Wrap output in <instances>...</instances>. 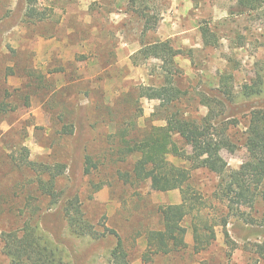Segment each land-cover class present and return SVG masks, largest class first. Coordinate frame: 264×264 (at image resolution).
Here are the masks:
<instances>
[{
    "label": "rangeland",
    "instance_id": "rangeland-1",
    "mask_svg": "<svg viewBox=\"0 0 264 264\" xmlns=\"http://www.w3.org/2000/svg\"><path fill=\"white\" fill-rule=\"evenodd\" d=\"M144 6L152 24L157 20L145 32ZM30 8L45 18L31 20ZM242 9L238 0H0V264H8L2 232L20 227L32 213L40 233L70 264H107L116 237L72 233L62 204L73 196L97 228L117 230L132 264L257 261L253 244L264 241V228L232 216L226 230L234 244L218 225L216 240L196 253L189 228L181 251L144 262L145 231L160 227L158 207L180 203L181 193L125 181L135 158L111 155L119 128L133 134L166 124L161 101L147 95L152 87L174 84L183 93L178 109L200 119L212 107L220 122L237 124L238 149L221 153L230 169L239 168L248 156L242 137L248 116L264 109V84L261 94L244 95L258 81V70L264 81V17ZM202 27L217 45H204ZM168 39L184 51L173 67L141 60L143 44ZM89 154L99 167L91 175L85 173ZM27 160L66 166L56 186L59 203L41 193L37 180L49 176ZM163 160L191 167L172 155ZM190 183L204 194L203 211L221 221L227 209L213 197L219 177L192 169ZM261 210L258 204L251 213Z\"/></svg>",
    "mask_w": 264,
    "mask_h": 264
},
{
    "label": "trees",
    "instance_id": "trees-1",
    "mask_svg": "<svg viewBox=\"0 0 264 264\" xmlns=\"http://www.w3.org/2000/svg\"><path fill=\"white\" fill-rule=\"evenodd\" d=\"M238 5L245 8L242 13L261 11L264 17V0H238ZM146 8L147 6L141 7L139 11L146 20L144 32L155 28L157 24V20L152 24ZM44 14L33 8L28 10L31 20L36 16L43 20ZM201 30L204 45L218 44L216 39H212L209 28L202 27ZM183 52V49L175 48L168 39L143 44L139 55L141 60L157 59L165 67H173L176 58ZM261 72L258 70V81L247 93L244 91V95L262 93L264 81ZM166 79L171 80L168 75ZM182 95V90L174 84L152 87L147 96L161 101L167 112L166 124L152 126L133 134H130L128 129L119 128L117 134L120 142L111 150V155L118 157L119 161L135 158L131 172L124 175L125 181L150 182L151 186L160 192L178 189L181 193L180 203L158 207L160 227L148 228L145 231L147 246L142 256L144 262L154 255H169L181 251L186 245L189 228L193 231V250L196 253L208 249L216 240L215 227L218 225L224 228L226 241L234 244L226 230L232 216L246 224L264 228V109H255L249 114L242 136L248 156L239 168L232 170L221 152L226 149L233 153L238 149L241 139L238 137L235 140L237 131L234 129L237 124L220 122L212 107L203 118L193 117L178 109ZM178 137L183 140L184 147L179 145ZM186 147H189L190 151ZM167 155L188 161L191 167L163 160ZM26 162L39 170L40 174L49 176L47 179L42 176L38 178V188L41 193L50 197L53 204L59 203L62 192H59L56 186L58 178L65 173L66 166L62 163L39 165L34 161ZM37 166L40 168H36ZM98 168L94 157L87 155L85 173L91 175L97 172ZM200 168L219 177L213 197L226 206L227 213L222 216L221 221L211 216L210 212L203 211L201 204L204 194L193 188L190 183L191 170ZM258 204H261L262 210L258 215H254L251 211ZM62 209L72 233L91 236L94 239H101L107 234L116 237V245L107 264H132L131 253L117 230L97 228L86 216L79 196L67 198L62 204ZM36 221V213H32L20 227L2 232V253L8 264H70L61 251L40 233ZM186 222H189V226ZM252 250L257 261L251 264H264V241L253 244Z\"/></svg>",
    "mask_w": 264,
    "mask_h": 264
},
{
    "label": "crops",
    "instance_id": "crops-1",
    "mask_svg": "<svg viewBox=\"0 0 264 264\" xmlns=\"http://www.w3.org/2000/svg\"><path fill=\"white\" fill-rule=\"evenodd\" d=\"M165 21H166V19H164V21H163V22L165 23ZM188 240H189V239H188Z\"/></svg>",
    "mask_w": 264,
    "mask_h": 264
}]
</instances>
